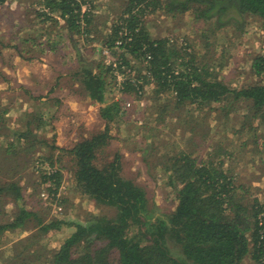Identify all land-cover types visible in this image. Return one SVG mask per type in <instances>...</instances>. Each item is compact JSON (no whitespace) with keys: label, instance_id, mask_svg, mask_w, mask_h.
I'll list each match as a JSON object with an SVG mask.
<instances>
[{"label":"rangeland","instance_id":"rangeland-1","mask_svg":"<svg viewBox=\"0 0 264 264\" xmlns=\"http://www.w3.org/2000/svg\"><path fill=\"white\" fill-rule=\"evenodd\" d=\"M89 1L93 34L88 38L77 35L71 41L61 35L55 38L61 31L56 28L49 40L57 43L58 50L38 51L36 47L41 49V46L37 39L35 49L25 53L30 60L3 43H16L17 35L24 37L32 33L29 38L36 37L39 27L42 28L37 35L44 34L45 38L51 24H41L32 12V0H7L0 5V21L3 20L0 22V183L16 182L23 194L20 203L10 196L0 197V221L10 222L20 206L31 207L37 214L26 219V226L0 235V264H8L15 254L14 244L22 234L25 237L36 229L39 217L45 222L52 218L85 221L91 215L115 213L113 207L89 199L76 188L74 159L68 153L78 141L105 130L106 122L99 116L102 105L89 98L77 72L83 62L98 70V64L105 61L104 51H113L104 43L105 33H111V25L128 2ZM146 27L153 37L171 36L178 46H189L197 63L206 66L229 87H241L256 80L250 65L253 56L264 51V26L257 16H247L241 29L234 26L215 29L212 22L195 19L191 11L173 16L160 10L147 15ZM111 56L116 57L113 52ZM29 67L30 79L21 82V71L27 72L24 69ZM135 68L146 74L145 63L137 62ZM136 70L132 71L138 77ZM34 73L39 74L37 81ZM24 83L28 88L25 89ZM145 87L139 97L108 87L107 101H119L123 109L122 115L109 124L112 138L97 153L99 166L120 155L122 175L145 189L148 208L154 216L164 215L174 211L178 203L177 190L169 183L167 167L172 161L169 157L187 151L207 158L218 150L222 152L216 155L217 159H224V167L242 185L239 191L246 196L245 201L252 203L257 199L264 204V126L255 121L259 129L254 132L251 128L249 102H228L224 108L214 103L165 109L160 101L154 104V84L147 81ZM127 101H131L129 107ZM63 122L64 129L60 125ZM27 130L35 137L31 134L20 137ZM49 169L61 173L58 188L55 178L45 180ZM44 190L48 197L42 196ZM63 200L65 207L58 211L57 206ZM66 231V227L50 231L45 245L58 249ZM244 263L255 264L250 255Z\"/></svg>","mask_w":264,"mask_h":264},{"label":"trees","instance_id":"trees-1","mask_svg":"<svg viewBox=\"0 0 264 264\" xmlns=\"http://www.w3.org/2000/svg\"><path fill=\"white\" fill-rule=\"evenodd\" d=\"M6 1L0 0V5ZM89 2L32 0V12L41 24H51L48 34L45 38L44 34L37 35L42 28L39 27L36 37L30 39L32 33L17 35L16 43L9 41L3 45L15 48L30 60L25 53L35 49L37 39L41 46L36 47L38 51L58 50L57 43L49 40L56 28L61 31L55 38L60 35L71 41L77 35L88 38L93 34L94 21ZM160 10L173 16L191 11L195 19L212 22L215 29L232 26L241 29L250 15L259 17L264 26V0H128L125 10L111 25V33H105L104 38L119 66L126 65L134 71L137 62L146 63L145 75L136 71L144 84L147 81L154 84L155 105L160 101L167 109L218 103L224 108L228 102L245 101L249 102L248 116L254 132L260 126L255 121L264 126V51L256 53L250 65L256 80L241 87H229L206 66L197 63L189 46H178L171 36L153 37L146 27V17ZM62 38L57 42L61 43ZM119 39L122 44L115 47ZM73 45L80 51L76 43ZM97 69L83 62L77 74L87 95L103 104L100 113L106 121L105 130L78 141L68 153L74 159L76 188L89 199L113 207L115 213L91 215L85 221L52 218L45 222L39 217L36 229L14 244L15 254L8 264H245L249 255L255 264H264V233L258 223L264 204L257 199L252 203L245 201L246 196L239 191L242 185L224 167V159L216 157L222 151L217 150L207 158L187 151L170 156L169 183L177 190L178 203L174 211L156 216L148 208L145 189L122 175L120 155L104 166L96 163L98 151L112 138L109 124L122 115L123 109L119 101L107 103L108 87L117 88L112 68L99 63ZM121 89L130 96L142 95L141 84L139 89L130 80L124 81ZM30 134L35 137L30 130L19 135L24 138ZM60 175L57 170L46 174L45 180L55 178L58 188ZM5 195L20 203L21 185L0 183V197ZM65 202L59 203L64 206ZM30 217H37L34 209L20 206L10 222L0 221V235L26 226ZM64 227L68 231L61 237L59 248L46 246L50 231Z\"/></svg>","mask_w":264,"mask_h":264},{"label":"built area","instance_id":"built-area-1","mask_svg":"<svg viewBox=\"0 0 264 264\" xmlns=\"http://www.w3.org/2000/svg\"><path fill=\"white\" fill-rule=\"evenodd\" d=\"M122 44V40L119 39L115 42V47H119ZM111 52L113 51H109V49H106L104 51L105 53V61H103V63H105L106 65H108L109 67L112 68L113 71V75L116 77V79H114V84L117 86V89L119 91H122L121 88H123V83L124 81L130 80L133 84L136 85V87L138 86V88L140 89V84H141V89L139 92H141V94H144L146 87L144 88L145 84H144V80L143 78H138L134 75L133 71L130 70V68H128L126 65H123L122 67L119 66L118 60L116 59V57H112L111 56ZM145 69L147 72V66L145 63ZM127 107H129L131 105V101H127ZM126 106V105H125ZM51 169V168H50ZM48 170L46 174H52L53 172H56L57 170ZM52 195H54V193H52ZM42 196H49V193H47L45 190L42 191ZM63 209L62 205L57 206V210L61 211ZM258 223L259 225L262 227L261 228V233H264V211L259 215L258 217Z\"/></svg>","mask_w":264,"mask_h":264},{"label":"crops","instance_id":"crops-1","mask_svg":"<svg viewBox=\"0 0 264 264\" xmlns=\"http://www.w3.org/2000/svg\"><path fill=\"white\" fill-rule=\"evenodd\" d=\"M26 68H28V67H26ZM25 71H27V72H24V73H22V71H21V76H20V81L22 82H24V80H26V79H30V77H29V72H30V67H29V69H24ZM34 78H35V80L37 81L38 80V78H39V74L37 73V74H35L34 73ZM19 80V76H18V79H17V81ZM25 85H24V87H25V89H26V87L28 88V86H27V83H24ZM25 92H27L29 95H32L31 94V92H28L27 90H25ZM41 98H44V97H41ZM40 98V99H41ZM90 98V97H89ZM91 99V98H90ZM92 100V99H91ZM95 101V100H94ZM96 102V101H95ZM97 103H99V102H97ZM107 103H108V101H107ZM91 104H92V102H91ZM101 105H103L102 103H100ZM75 106H73V108H74ZM102 107V106H101ZM101 109V108H100ZM99 116L101 117V118H103L102 116H101V113L99 112ZM104 119V118H103ZM105 120V119H104ZM106 122V121H105ZM60 125H61V128L62 129H64V122L63 123H60ZM24 235L22 234L19 238H21V237H23Z\"/></svg>","mask_w":264,"mask_h":264}]
</instances>
